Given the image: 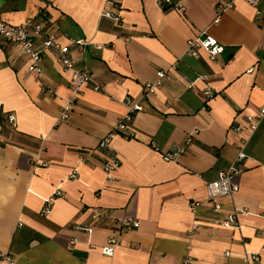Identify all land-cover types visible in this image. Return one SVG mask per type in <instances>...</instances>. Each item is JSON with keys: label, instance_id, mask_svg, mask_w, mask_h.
<instances>
[{"label": "crops", "instance_id": "obj_1", "mask_svg": "<svg viewBox=\"0 0 264 264\" xmlns=\"http://www.w3.org/2000/svg\"><path fill=\"white\" fill-rule=\"evenodd\" d=\"M116 1L120 7L109 0H0V20L45 22L93 75L70 119L58 121L71 77L58 54L45 53L38 77L21 46L0 36V264H181L187 253L193 264H246V251L264 264V117L240 163L239 191L217 198L220 209L207 191L237 157L241 135L232 126L248 132L245 116L264 107V13L245 0L226 10L219 5L229 0H174L182 12L160 0ZM202 31L224 46L215 59L205 50L197 58L186 53ZM45 38L34 36L35 45ZM161 69L169 77L147 92ZM206 88L216 92L209 103ZM127 98L146 106L128 122L135 137L116 136L100 148L129 111ZM194 130L187 151L164 160L163 152ZM114 153L121 164L108 177ZM57 188L64 196L46 214L45 199ZM94 207L111 216L93 219ZM237 208L250 212L241 228L221 225ZM129 216L140 226L122 229ZM110 238L113 255L102 251Z\"/></svg>", "mask_w": 264, "mask_h": 264}, {"label": "built area", "instance_id": "obj_2", "mask_svg": "<svg viewBox=\"0 0 264 264\" xmlns=\"http://www.w3.org/2000/svg\"><path fill=\"white\" fill-rule=\"evenodd\" d=\"M115 6L120 7L119 3L116 0H109ZM256 8L257 14L264 13V0H245ZM235 0H229L226 4H220L219 7L222 10H226L234 5ZM162 5H171L176 8H179L181 12L183 7L179 6L178 3L174 0H160ZM106 15L109 18L119 21L120 15L116 13L107 12ZM45 22L35 21L33 18L27 19L25 22L20 24H13L0 20V36L4 37L8 41L18 44L21 46V51L23 54L29 56L31 66L38 77H41L43 74V61L45 53L48 50H54L58 56L59 60L64 68V70L70 72V94L69 96L63 98V102L60 106V113L58 121H67L70 119L72 112L77 104V100L80 98V95L83 91L85 85L93 81V75L88 66L79 64L70 56V48L66 45L61 44L53 31L46 29ZM45 34L46 38L40 45H35L34 36ZM79 44L88 45V42L85 40H79ZM101 47V46H98ZM200 50H205L211 59H215L219 54L224 51V46L219 42L217 38L207 33V31H202L188 42L186 53L197 58L200 54ZM175 67V66H174ZM158 80L155 83L147 84V92L154 93L156 90L162 86L165 78L169 77V71L161 69L158 71ZM198 78L203 80L207 79V76L201 75ZM96 90L100 89V86H95ZM48 93L51 96H56V92L53 89H49ZM204 99L206 103H209L216 96V92L211 88H206L203 91ZM126 104L129 107V111L114 125V128L111 132L105 135L99 143L100 148H110L111 142L116 136H122L126 139L134 138L136 133L135 130L128 125V122L132 120L133 115L136 112L144 111L146 106L140 102L131 103L130 99L127 98ZM264 117V107L260 108L255 115H246L245 120L247 122V130L240 125L234 124L232 129L241 135V139L238 143V154L235 161L231 166L219 173L218 177L215 180L207 182V191L208 196L211 201L214 202L215 208L220 209L221 204L216 201L217 198L222 196H234L240 189V185L237 181V176L240 175L243 171L242 166L240 165L246 157V146L248 144L250 135L257 130L262 119ZM16 117L14 115L10 116V121L13 123ZM1 128V127H0ZM197 130L189 133L183 143L174 144L171 148L163 152V158L166 161H177L182 154H184L188 147L191 145L194 139V135ZM158 148V147H156ZM159 149V148H158ZM121 160L117 153H114L106 162L105 170L108 174V177H111V173L118 166H120ZM42 165H47V162H42ZM73 176H77V173L74 172ZM64 196L63 191L60 188H57L54 196L45 199V206L43 208L44 213L48 214L52 210L53 201L56 197ZM200 205L198 202L191 204L193 209L196 206ZM249 210L244 208H237L231 214H229L224 220H222L221 225L226 227L241 228L240 217L243 215L249 214ZM111 216V211L94 207L92 208V217L93 219H107ZM122 229H131L137 228L140 226V220L134 217H126L123 219ZM78 229H85L89 232H92L91 227L79 226ZM193 232V229L191 233ZM109 244L103 246L102 251L107 255H113L115 252V239L110 238ZM77 242L76 239L71 241L72 244ZM8 260H11L9 256H6ZM243 260L246 264H262V257L257 252L246 251L243 257ZM194 256L191 253H187L181 260V264H193Z\"/></svg>", "mask_w": 264, "mask_h": 264}]
</instances>
